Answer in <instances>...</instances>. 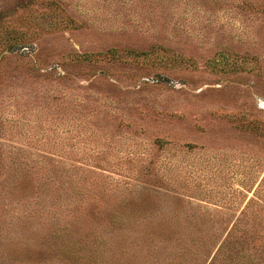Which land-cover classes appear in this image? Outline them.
Returning a JSON list of instances; mask_svg holds the SVG:
<instances>
[{"label":"rangeland","instance_id":"rangeland-1","mask_svg":"<svg viewBox=\"0 0 264 264\" xmlns=\"http://www.w3.org/2000/svg\"><path fill=\"white\" fill-rule=\"evenodd\" d=\"M0 264H264V0H0Z\"/></svg>","mask_w":264,"mask_h":264},{"label":"trees","instance_id":"trees-1","mask_svg":"<svg viewBox=\"0 0 264 264\" xmlns=\"http://www.w3.org/2000/svg\"><path fill=\"white\" fill-rule=\"evenodd\" d=\"M130 52H131V54H146L145 52H142V53H138L136 51H130Z\"/></svg>","mask_w":264,"mask_h":264}]
</instances>
